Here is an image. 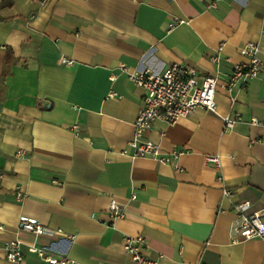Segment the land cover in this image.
Here are the masks:
<instances>
[{
    "label": "crops",
    "instance_id": "1",
    "mask_svg": "<svg viewBox=\"0 0 264 264\" xmlns=\"http://www.w3.org/2000/svg\"><path fill=\"white\" fill-rule=\"evenodd\" d=\"M249 42L264 61V0H0V264H18L1 247L14 236L19 264H46L30 243L68 264H132L124 235L145 237L158 264H264L261 239L234 243L230 231L236 204L264 209V77L234 89L233 102L218 89L216 111L153 121L144 136L183 150L177 170L132 156L143 89L120 70L178 62L199 82L221 80L247 61ZM235 114L224 131L222 116ZM112 199L124 208L113 226ZM22 218L50 232L20 230Z\"/></svg>",
    "mask_w": 264,
    "mask_h": 264
},
{
    "label": "built area",
    "instance_id": "2",
    "mask_svg": "<svg viewBox=\"0 0 264 264\" xmlns=\"http://www.w3.org/2000/svg\"><path fill=\"white\" fill-rule=\"evenodd\" d=\"M43 3V1H42ZM215 7V2L209 5ZM178 22H181L180 20ZM222 48V44L218 49ZM241 54L247 57V61L238 62L232 66L231 71L225 79H219L218 75H203L200 82L197 70L182 63L173 62L164 71L156 72L150 67L131 70L125 65H121L120 70L138 87L143 89L140 107L133 123L134 134L127 142L132 151V156L151 158L160 164L171 165L175 169H180L178 159L183 150L173 149L164 153L159 150V146L153 141L146 139L144 134L150 129L155 120H161L167 125H173L180 118L187 117L198 108L209 111H216L217 103L215 93L218 89L229 94L230 100L235 101L231 92L236 88L244 89L249 80L264 77V61L258 56V46L253 42L240 47ZM71 59L60 57L57 64H71ZM116 77L111 75V79ZM114 95L110 93L108 96ZM237 114L222 116L223 130L230 131L238 121ZM252 124L261 123L257 119L251 120ZM73 129L77 125L72 126ZM21 154V151L18 152ZM205 163L219 165L218 155H205ZM221 180V177H218ZM223 195L231 196L233 193L228 189H223ZM17 197L22 195L17 193ZM134 194L131 198H134ZM249 205L248 201L240 202L235 206L237 219L231 226V240L234 243L259 238L264 242V209L254 211L250 214H243V210ZM124 208L116 200L112 199L109 203L108 214L111 218L110 225L113 226L115 220L123 217ZM20 230L30 232L34 236L47 234L50 231L40 225L34 218H22L19 222ZM57 232H60L59 230ZM72 238V237H70ZM22 241L19 237L6 239L1 247L5 258L12 263H21L23 253L21 250ZM123 249L129 255L132 264H158L155 259L148 257L145 251L148 244L142 235H124ZM28 251L36 254L42 261L49 264H68L67 259L59 258L51 253L49 247L30 243ZM264 258V257H263ZM202 264V263H192Z\"/></svg>",
    "mask_w": 264,
    "mask_h": 264
}]
</instances>
